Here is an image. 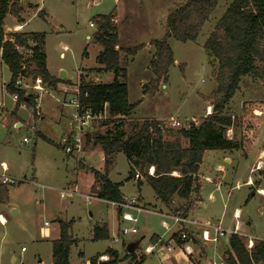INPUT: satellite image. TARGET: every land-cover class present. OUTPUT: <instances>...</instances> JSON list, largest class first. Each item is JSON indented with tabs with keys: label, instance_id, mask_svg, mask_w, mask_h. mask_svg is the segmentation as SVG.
<instances>
[{
	"label": "rangeland",
	"instance_id": "1",
	"mask_svg": "<svg viewBox=\"0 0 264 264\" xmlns=\"http://www.w3.org/2000/svg\"><path fill=\"white\" fill-rule=\"evenodd\" d=\"M24 1L26 3L22 14V32L45 34L43 52L46 68L55 75L64 71L66 81L76 83L80 74L94 82H109L111 72L98 70L101 65L96 60L101 50V46L95 42V37L100 31L96 22L99 16L114 14L113 23L118 37L116 48L144 45L134 55H125L122 52L119 54L121 64L125 68L124 82L128 89V101L134 104L130 116L123 119L126 132L130 130V124L149 118L162 119L170 125L172 117L184 126L191 121L196 125L203 121L207 102L203 96L210 97L216 86L213 76L216 63L203 48V44L233 0H216V5L201 27L196 40L181 42L172 37L167 39L174 63L168 69L166 80L159 82L155 92L150 90V82L154 78L149 66L154 54V47L150 42L165 36L167 15L181 0ZM90 23L93 26H90ZM16 24L17 22L7 15L4 19L5 32H16L8 30L13 29ZM23 52L27 58L31 55L30 51ZM9 80L10 72L1 62L0 82L6 84ZM146 84L149 90L144 92L143 86ZM59 85L57 83L56 86ZM4 90L0 95V102L3 103V106H0V172L4 166L7 175L24 181L8 186V202L6 205L0 204V213L5 217V222L0 223V264H51L52 242L59 238L61 226H64L75 240L69 250L70 264H85V260L103 253L107 248L117 249L120 257H123L126 246L136 241H139L134 248L137 259L144 256L142 249L148 243V235L165 232L158 214L140 213L135 224L124 223L119 218L118 209L110 203L98 199L87 203L84 197L59 196V191L71 181H77L81 194H88L90 186L94 183L89 169L103 171V154L99 146L93 147L91 143H85L83 162L78 165L72 158L73 162L66 160L64 153L60 151L58 144L69 131L70 110L63 105L65 97L45 88V92L39 97L41 116L44 114V118L34 117L29 106L20 104V108L16 109L17 119L20 121L17 127L13 124L17 120L16 117L10 114V111L14 110L12 98L7 94L8 91ZM70 96L72 94L66 99ZM247 98H264V84L242 76L239 88L227 107V113L233 120V126L230 127L232 138L239 135L237 123L240 117V103ZM256 118L261 124L246 155L233 151L231 161L227 163L223 161L222 150L205 151L198 173L201 199L208 204V209L199 206L197 195L194 196L187 214L200 221L220 222L229 230L236 224L233 213L239 211V231L254 240H264V193L258 189L264 190V181L257 176V169L254 170L264 145V114ZM99 123L100 121L93 122L92 131H105L107 127L98 128ZM23 138L27 139L26 142H23ZM261 162L263 165L264 157ZM74 168L80 172L78 177ZM128 171L129 164L125 155L118 152L108 177L113 182L122 183L123 197L139 196L143 205L151 211H165L146 182L139 190L134 180L126 179ZM249 180L252 182L248 183ZM182 204V201H176L170 210L181 208ZM45 222L49 226H45ZM168 223L171 225L170 221ZM96 224L106 225L109 232L107 239L92 240V229ZM123 226H134L137 234L121 236L119 231ZM176 229L171 225L165 232V237H169ZM117 235L119 241L113 242V237ZM238 237L246 247L247 238ZM228 238L229 236H226L214 243L215 247H218L214 254L212 249H208L213 243H207L206 246L202 244V250L209 260L213 258L223 262L222 254L228 247ZM198 243L200 246L201 242ZM198 250L196 249L197 254L194 253L193 258H189L192 255L188 256V260L194 264H200L202 261ZM148 258L141 264H155ZM127 263L128 259L124 258L119 264Z\"/></svg>",
	"mask_w": 264,
	"mask_h": 264
},
{
	"label": "trees",
	"instance_id": "2",
	"mask_svg": "<svg viewBox=\"0 0 264 264\" xmlns=\"http://www.w3.org/2000/svg\"><path fill=\"white\" fill-rule=\"evenodd\" d=\"M215 5L216 0H181L169 12L165 36L150 42L154 47L149 63L154 76L150 82L151 92L157 90L160 81L166 80L168 69L174 63L167 39L172 37L181 42L196 40ZM21 12L22 4L19 0H0V59L10 72L6 90L9 94H17L18 105L28 106L31 98L24 97V91L15 86L19 76L31 79L39 76L44 84L52 87L67 81L52 76L46 68L44 33L5 32V17L12 15L20 22ZM113 21V13L99 16L96 22L100 31L95 37V42L101 46L96 57L101 65L98 70L111 72V82H86L79 75L80 102L93 115L102 117L105 110L107 113L106 118L97 120L100 121L98 128L107 127L104 132L96 129L85 134V143L99 146L103 153V171L89 169L94 181L90 190L103 200H122L123 195L119 190L121 183H114L108 178L116 154L122 152L129 164L127 180H135L134 175L139 173L137 186L146 182L156 199L168 209H171L173 202L182 201L179 209L183 215H187L194 196L200 190L198 171L205 151H240L246 155L251 148L252 137L260 127L261 123L253 117L252 110L264 111V98L244 100L237 123L239 135L231 139L226 137L227 129L233 126L227 107L239 88L241 77L248 76L264 84V0H233L213 26L203 44V48L216 63L213 73L216 87L211 96L206 97L212 111L200 124L191 121L187 128L171 127L162 119L150 118L130 124L128 132L124 130L123 119L130 116L134 104L128 101V89L124 82L125 68L119 54L134 55L144 45L116 48L118 37ZM23 50L30 51L31 55L25 57ZM148 84L143 86L144 92L149 90ZM151 166L154 169L152 175L147 172ZM174 172L177 174L174 175ZM258 176L264 181V165L258 170ZM6 198L7 186L0 185V203H5ZM92 232V240H103L109 236L104 224H96ZM175 236L173 234L172 237ZM156 239V235L150 238L152 242ZM176 242L181 243L178 238ZM73 244L75 240L61 226L59 238L52 242V264H70L69 250ZM101 256H107V259L99 260ZM124 258L128 259L127 264H140L144 259L143 256L137 259L134 251L128 252L126 248L123 257H120L116 249L107 248L103 253L91 257L89 264H119ZM223 263L264 264V240H254L252 248L246 249L240 237L231 235Z\"/></svg>",
	"mask_w": 264,
	"mask_h": 264
},
{
	"label": "built area",
	"instance_id": "3",
	"mask_svg": "<svg viewBox=\"0 0 264 264\" xmlns=\"http://www.w3.org/2000/svg\"><path fill=\"white\" fill-rule=\"evenodd\" d=\"M93 26L92 23L89 24ZM13 31L17 30L15 26ZM15 86L20 90L24 91V97H30L31 101L29 106L30 113L34 115L36 118H41V106L39 97L40 95L45 92V88H48L46 84L43 83L42 79L37 76L34 79H26L24 76H19L16 79ZM61 90H66L65 86H61ZM71 94L68 99L63 101V105L68 107L70 113L68 115L69 118V131L65 133L58 144L60 151H62L65 155L72 158L75 163L78 165L79 163L83 162L82 155L84 152V144H85V134L87 132L92 131V125L94 121L99 119L106 118V110L103 116H96L91 113V111L85 107L79 100V90L78 85L71 89ZM12 98L13 102L18 100L17 94H9ZM0 106H3V103L0 102ZM211 112L207 109L206 114H210ZM170 126L171 127H188L184 126L180 123V121L176 120L175 118H170ZM231 128H228L226 131V137L231 139ZM26 138H23V142H26ZM260 164H257L254 169H259ZM148 174L152 175L154 172L153 167H149ZM174 172L173 174H175ZM135 180L140 178V174L136 173L134 175ZM209 180V179H208ZM24 180H19L17 178L11 177L6 174V170L3 166V169L0 172V185L4 186H11L17 183L23 182ZM212 181V180H211ZM91 187V186H90ZM98 188H95L97 191ZM260 191V190H259ZM59 196L61 198H72L75 196L84 197L87 203H90L93 199H98L110 203L111 205L115 206L118 209V215L122 222L124 223H131L135 224L137 222V216L135 214L140 213H156L161 218V227L164 230L168 231L170 226L176 227V232L174 233L176 236L173 239H180V241L184 244L190 241L191 233L194 231L199 234L201 241L204 244L207 243H216L219 239L224 238L226 236L236 235V236H243L247 238V249H251L253 246L254 239L252 237L247 236L245 233L240 232L238 228L237 219L239 218V211H235L233 213V218L236 220V224L234 225L233 229H225L220 222L212 223L206 221H200L189 217L188 215H183L179 209V207H175V211L170 209L165 211H151L149 208L143 205L140 201L139 196H130V197H123L119 202H111L107 200H103L96 196V194L90 190L88 194H81L79 192V188L77 186V181L73 183H69L65 188L59 191ZM261 192V191H260ZM174 203V202H173ZM171 222V225L168 223ZM45 226L49 224L47 222L44 223ZM191 227V228H189ZM119 234L121 236H125L128 234H137V229L132 226H123ZM119 238L118 235L113 237V242H118ZM152 247H147L144 249V252H149ZM167 250L171 251V247L167 246ZM182 252L185 254H191L192 249L189 245H184L181 249ZM103 260H106L104 257Z\"/></svg>",
	"mask_w": 264,
	"mask_h": 264
},
{
	"label": "crops",
	"instance_id": "4",
	"mask_svg": "<svg viewBox=\"0 0 264 264\" xmlns=\"http://www.w3.org/2000/svg\"><path fill=\"white\" fill-rule=\"evenodd\" d=\"M19 2L22 4V12L20 13V16H21V19H22V21H17V19L14 17V16H12V15H9L10 17H11V19L12 20H15L16 22H17V24H16V27H17V30H16V32L19 30L20 32H22V25L24 24V18H23V16H22V14H23V12H24V10H25V4L24 3H26V1H24V0H19ZM24 4V5H23ZM114 15V14H113ZM115 17H117V12H116V14H115ZM23 22V24H21ZM8 30H11L12 31V29H8ZM60 56H62V53H60ZM2 61H1V59H0V63H1ZM8 69V68H7ZM48 70V69H47ZM9 71V70H8ZM49 72V71H48ZM50 73V72H49ZM60 73V72H59ZM52 76H55V77H59V75H55V74H52V73H50ZM80 75V74H79ZM84 76V75H83ZM110 79H109V82H111V80H112V73H110ZM65 77H66V73H65ZM26 79H31V78H26ZM84 80L87 82L88 81V79L86 78V77H84ZM101 82V81H100ZM109 82H104V83H109ZM7 84L8 83H6V84H3V83H1L0 82V95H1V92H3V90H4V88L7 86ZM58 84H60L61 86H65L66 88H67V91L66 90H61L60 88H61V86L59 87H57V86H55V87H52V86H48V88L49 89H51L52 91H54V92H57V93H59V94H61L62 95V97L64 96L65 98L64 99H66V97L69 95V94H71V89L73 88V87H75L76 85H78L79 84V76H78V79H77V82L76 83H72V82H70V81H67V82H60V83H58ZM216 87V86H215ZM4 91H7V90H4ZM7 94L9 95V93L7 92ZM206 96H203V99H206L205 98ZM251 99H257V98H247V99H245V100H251ZM57 101H59V99H56ZM244 100H241V103L243 102ZM13 102V101H12ZM241 103H240V112H241ZM13 105H14V107H13V111H10V114L11 115H13V116H15L16 117V119H17V114H16V109H18V108H20V106H25V105H18V106H16V102H13ZM27 106V105H26ZM207 109L211 112L212 111V108H211V105L209 104V102L207 101L206 102V110H205V113H204V115H203V117H205V115H206V113H207ZM240 112H239V115H240ZM252 114H254L253 115V117L254 118H256V116L257 117H260L261 115H263L264 114V111H262V110H259V109H253L252 110ZM68 115H69V113H68ZM42 116L43 117H41V118H44V114H42ZM171 118V117H170ZM150 119V118H149ZM156 119H158V118H156ZM258 119V118H257ZM192 120H194V119H192ZM14 125H16L17 127L20 125V121L17 119L16 121H14V123H13ZM254 137V136H253ZM253 137H252V141H253ZM222 153H223V158H224V162H230L231 161V159H230V156H231V152H228V151H222ZM103 154V153H102ZM64 157H65V159L66 160H71V158L69 157V156H67V155H65L64 154ZM232 157V156H231ZM259 158H258V161H257V163H256V165L257 164H260V168L259 169H261L262 168V166L264 165H262V162H261V159L264 157V149H261V151H260V155L258 156ZM72 161V160H71ZM73 162V161H72ZM255 165V166H256ZM218 168L219 169H222V167H220V166H218ZM259 169H257V171L259 170ZM74 170H75V168H74ZM73 170V171H74ZM96 170V169H95ZM255 170V169H254ZM99 171V170H98ZM100 171H102V170H100ZM75 172V175H76V177H78V175H79V173L80 172H77L76 170L74 171ZM258 176V175H257ZM109 178V177H108ZM110 179V178H109ZM111 180V179H110ZM132 180H134V179H132ZM112 181V180H111ZM135 181V183H136V180H134ZM213 181V180H212ZM70 182V181H69ZM75 182V181H74ZM113 182V181H112ZM214 182V181H213ZM219 182V181H218ZM218 182H214V183H218ZM250 182H252L251 180H249L248 181V183H250ZM68 183V182H67ZM67 183H66V185H67ZM71 183H73L72 181H71ZM114 183H121V182H114ZM220 183V182H219ZM69 184V183H68ZM121 186H122V183L120 184V186H119V190L121 191ZM140 187H141V185L140 186H138V189L140 190ZM217 187V189L219 188L218 187V185L216 186ZM259 190H261V191H263L264 192V190L262 189V188H258ZM8 192H9V190H8V186H7V198H6V202L5 203H0L1 205L2 204H4V205H6L7 204V202H8ZM198 195H199V198H197L198 200H197V202H199V206H202L204 209H208V204H206L205 202H203V199H201V188H200V190H199V193H198ZM164 206V205H163ZM164 208H165V210H168V209H166V207L164 206ZM192 210V209H191ZM158 211H162L161 209H158ZM194 212H195V210H193ZM193 213V212H192ZM136 216H138L139 214H135ZM188 215V214H187ZM188 216H190V215H188ZM5 222V217L0 213V223H4ZM49 226V225H48ZM106 226V225H105ZM46 232H47V230H46ZM165 232H166V230H165ZM165 232L163 231L161 234H157V233H151L150 235H148V243L144 246V248L142 249L143 250V252H144V249L145 248H147V247H152L151 248V250L149 251V252H144V259H143V261L141 262V263H143L145 260H147V258L148 257H150V258H148L149 260H150V262H154L155 264H194L193 262H191V260H188V256L189 255H192V256H189V258L191 257V258H193V254L195 253V254H197V251H196V249L198 250V252H200L201 253V263L200 264H223V262H218V261H215V260H213V258L211 259V260H209V258L207 257V255L204 253V251L202 250L203 249V247H202V244H203V246H206V244H204L202 241H201V239H200V236H199V234L198 233H196V232H192L191 233V236H190V241L189 242H187L186 244L184 243H180V244H178L177 242H176V240L175 239H173L172 238V236H173V234L176 232V230L169 236V237H165ZM152 235H156L157 236V239H156V241L155 242H152L151 240H150V238L152 237ZM92 238V237H91ZM201 242L200 244V246H198L199 245V243L198 242ZM184 245H189L190 246V248L192 249V253L191 254H185L184 252H182L180 249L184 246ZM214 245V246H213ZM213 245H212V247H209L208 249H212V253L214 254V253H216V249L218 248L217 246L215 247V244L213 243ZM167 246H170L171 247V251H168L167 250ZM223 246V244L221 245V247ZM227 246H228V239H227ZM220 247V246H219ZM23 249V248H22ZM113 249V248H112ZM219 249H225V248H219ZM227 249H228V247H227ZM226 249V250H227ZM117 250V249H116ZM226 250H223V251H226ZM118 251V250H117ZM222 253V252H221ZM81 256H82V254H80ZM222 255H224V254H222ZM104 258H106V256H103ZM15 259V258H14ZM88 260L89 259H87V260H85L84 261V263L85 264H88ZM140 263V264H141ZM51 264H52V261H51Z\"/></svg>",
	"mask_w": 264,
	"mask_h": 264
},
{
	"label": "water",
	"instance_id": "5",
	"mask_svg": "<svg viewBox=\"0 0 264 264\" xmlns=\"http://www.w3.org/2000/svg\"><path fill=\"white\" fill-rule=\"evenodd\" d=\"M39 14H41V12H39ZM59 78L64 79L65 78V72L64 71H60L59 73ZM143 237H141L142 239ZM139 244V241L130 243L129 245L126 246V249L128 252L130 251H134V248Z\"/></svg>",
	"mask_w": 264,
	"mask_h": 264
},
{
	"label": "bare ground",
	"instance_id": "6",
	"mask_svg": "<svg viewBox=\"0 0 264 264\" xmlns=\"http://www.w3.org/2000/svg\"><path fill=\"white\" fill-rule=\"evenodd\" d=\"M261 191V190H260ZM261 192H263V191H261ZM264 193V192H263Z\"/></svg>",
	"mask_w": 264,
	"mask_h": 264
}]
</instances>
